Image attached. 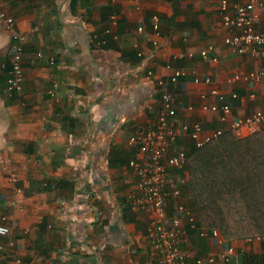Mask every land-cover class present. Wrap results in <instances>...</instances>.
<instances>
[{
  "label": "crops",
  "instance_id": "crops-1",
  "mask_svg": "<svg viewBox=\"0 0 264 264\" xmlns=\"http://www.w3.org/2000/svg\"><path fill=\"white\" fill-rule=\"evenodd\" d=\"M253 1L262 24L261 0ZM0 3L15 18L13 30L26 37L23 87L10 90L13 30L0 24V215L10 227L0 237V263L157 264L147 238L151 215L128 199L134 180L128 161L136 153L131 135L156 124L165 91L177 121L201 120L204 134L250 135L248 125L238 134L234 124L264 108V84L231 77L263 68L264 57L231 50L219 0ZM109 27L116 37L106 33ZM100 30L105 43L113 37L109 46L96 40ZM208 45L214 50L204 58ZM215 88L232 105L225 119L221 110L200 107ZM173 214L170 202L168 217ZM185 248L191 264L211 255L215 261L204 264H244L246 253L264 255V239L191 231Z\"/></svg>",
  "mask_w": 264,
  "mask_h": 264
},
{
  "label": "built area",
  "instance_id": "built-area-1",
  "mask_svg": "<svg viewBox=\"0 0 264 264\" xmlns=\"http://www.w3.org/2000/svg\"><path fill=\"white\" fill-rule=\"evenodd\" d=\"M257 3L253 0L231 4L230 0H219L218 13L223 25L230 31L225 37V42L237 54H248L255 57H264V23L260 24V14ZM264 9V0L259 2ZM155 32H158L159 18L154 15ZM113 24L117 22L113 15ZM0 24L13 30L15 18L9 15L0 3ZM144 26H139L144 30ZM111 27L106 28L107 34L113 33ZM13 54L11 58L10 75L8 78L9 89L21 90L25 76L24 68V41L25 35L13 30L12 32ZM107 38L102 39L105 43ZM154 43L158 44L154 41ZM214 50L213 45H208L201 50L204 58H209ZM216 59V57H214ZM152 70L149 74H152ZM182 72L172 76V81L177 79ZM254 80L264 84V67L247 72H238L231 77V82L236 80ZM160 83H164L161 79ZM211 95H203L200 103L202 109L221 110L222 119L231 111V103L224 92L212 89ZM233 97L237 94L233 93ZM177 106L172 94L165 91L162 94V105L158 111L156 124L138 129L129 139L130 145L136 148V153L128 161V166L134 173V180L128 193V199L134 208L151 215L147 225V238L154 251L157 264H191L190 252L185 248L191 231L199 235L211 233L214 237H221L217 228H205L198 225L197 214L193 206L182 200V180L170 179L169 169H182L187 163V153L184 148H176V143L189 138L195 146H202L211 139L223 133L217 129L212 133L204 134V123L201 120L195 122L177 121L175 119ZM264 122V108L256 110L245 119L236 121L234 130L240 134L239 127L248 125L251 133L260 130ZM11 176L14 174L11 172ZM170 202L174 204V214L168 217ZM6 216L0 215V237L10 233V227L5 223ZM263 240L264 235L256 237ZM233 250L232 248H230ZM5 251L4 244L0 241V258ZM215 256L198 257L196 264L212 263ZM1 264V263H0Z\"/></svg>",
  "mask_w": 264,
  "mask_h": 264
},
{
  "label": "trees",
  "instance_id": "trees-1",
  "mask_svg": "<svg viewBox=\"0 0 264 264\" xmlns=\"http://www.w3.org/2000/svg\"><path fill=\"white\" fill-rule=\"evenodd\" d=\"M102 33L99 43L107 38ZM187 148V163L176 170L186 176L198 225L217 228L227 240L264 235V128L245 137L224 132ZM244 264H264V255L246 253Z\"/></svg>",
  "mask_w": 264,
  "mask_h": 264
},
{
  "label": "rangeland",
  "instance_id": "rangeland-1",
  "mask_svg": "<svg viewBox=\"0 0 264 264\" xmlns=\"http://www.w3.org/2000/svg\"><path fill=\"white\" fill-rule=\"evenodd\" d=\"M190 143H191V140L187 138V139L182 140L180 144H178V146L175 145V147L177 148L181 147L187 150L188 149L187 147L189 146ZM169 176H170V179L174 181L182 180L184 179L183 177H185V176H182L179 172H177V170H174L172 168L169 169ZM181 188L183 189L181 198L183 201L189 204V202L191 201L190 192L187 188H184V183L182 184Z\"/></svg>",
  "mask_w": 264,
  "mask_h": 264
}]
</instances>
